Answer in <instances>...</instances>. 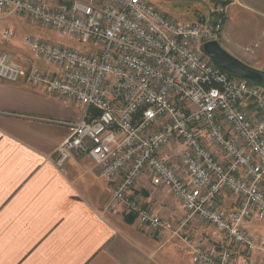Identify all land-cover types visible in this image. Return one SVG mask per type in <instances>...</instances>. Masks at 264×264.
Returning a JSON list of instances; mask_svg holds the SVG:
<instances>
[{
    "label": "built area",
    "instance_id": "obj_1",
    "mask_svg": "<svg viewBox=\"0 0 264 264\" xmlns=\"http://www.w3.org/2000/svg\"><path fill=\"white\" fill-rule=\"evenodd\" d=\"M226 8L216 4L209 19L178 22L149 0H0V17H26L84 48L24 35L32 60L54 65V73L22 67L0 48V82L24 77L83 108L63 122L68 134L54 162L61 169L73 153L89 156L99 177L117 180L112 200L140 225L174 236L195 217L213 227L217 246L181 238L193 264H264V238L246 225L264 221V87L223 71L202 50L220 32ZM13 38L2 30L4 43ZM174 144L181 146L176 164L162 155ZM144 173L179 200L178 221L132 197ZM225 196L233 199L229 210L219 208Z\"/></svg>",
    "mask_w": 264,
    "mask_h": 264
},
{
    "label": "crops",
    "instance_id": "obj_2",
    "mask_svg": "<svg viewBox=\"0 0 264 264\" xmlns=\"http://www.w3.org/2000/svg\"><path fill=\"white\" fill-rule=\"evenodd\" d=\"M223 1L227 8L235 1L251 3L253 13L264 18V0ZM212 11V4L206 15L195 9L184 22L209 19ZM10 16L17 17L15 23L28 19L8 15L0 22ZM4 44L0 32V48L7 50ZM12 56L22 67L35 64L54 73V65L33 61L31 52ZM82 110L42 85L28 84L24 77L0 82V264H193L192 251L181 239L184 235L217 246L220 235L197 219L175 236L140 225L134 213L112 200L117 180L99 177L89 156L73 153L61 169L55 164V150L68 134L63 122L80 118ZM174 145L162 155L176 164ZM131 194L165 218L178 221L183 215L179 200L165 186H152L148 173L136 179ZM233 206L230 196L219 204L225 210Z\"/></svg>",
    "mask_w": 264,
    "mask_h": 264
},
{
    "label": "rangeland",
    "instance_id": "obj_3",
    "mask_svg": "<svg viewBox=\"0 0 264 264\" xmlns=\"http://www.w3.org/2000/svg\"><path fill=\"white\" fill-rule=\"evenodd\" d=\"M151 1L157 9L169 16L172 20L182 22L189 19L194 10H200L203 14H208V7L216 4H223V0H160L157 5L155 0ZM159 6V7H158ZM252 4L240 5L238 1L230 4L227 8L228 18L222 27V30L214 39L219 46L231 57L241 63L250 66L253 69L264 73V18L257 13H253ZM17 17H7L0 22V32L4 29H10L14 32V38L5 43L9 53L17 56L20 53L31 52L29 47L21 43L24 35L28 34L41 40L52 43H60L67 47L77 50H83V46L73 38L59 37L58 33L48 27L34 25L28 19L19 18V23H15ZM6 50V51H7ZM176 146V155L174 162L178 163V154L181 151L180 145ZM195 219L198 220L197 217ZM199 223H203L198 220ZM253 225L247 227V231L255 238H264V221H253ZM151 232L152 230L149 229ZM157 232V231H152Z\"/></svg>",
    "mask_w": 264,
    "mask_h": 264
},
{
    "label": "water",
    "instance_id": "obj_4",
    "mask_svg": "<svg viewBox=\"0 0 264 264\" xmlns=\"http://www.w3.org/2000/svg\"><path fill=\"white\" fill-rule=\"evenodd\" d=\"M202 47V50L210 60L223 71L252 84L264 87V73L231 57L219 46L216 40L206 41Z\"/></svg>",
    "mask_w": 264,
    "mask_h": 264
},
{
    "label": "trees",
    "instance_id": "obj_5",
    "mask_svg": "<svg viewBox=\"0 0 264 264\" xmlns=\"http://www.w3.org/2000/svg\"><path fill=\"white\" fill-rule=\"evenodd\" d=\"M227 4H228V2H225V1H224L223 5H227Z\"/></svg>",
    "mask_w": 264,
    "mask_h": 264
}]
</instances>
